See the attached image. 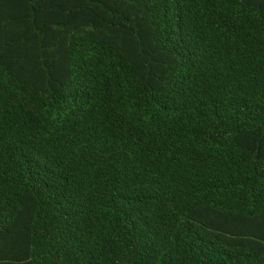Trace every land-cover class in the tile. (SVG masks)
I'll return each instance as SVG.
<instances>
[{
  "label": "trees",
  "instance_id": "obj_1",
  "mask_svg": "<svg viewBox=\"0 0 264 264\" xmlns=\"http://www.w3.org/2000/svg\"><path fill=\"white\" fill-rule=\"evenodd\" d=\"M0 264H264V0H0Z\"/></svg>",
  "mask_w": 264,
  "mask_h": 264
}]
</instances>
